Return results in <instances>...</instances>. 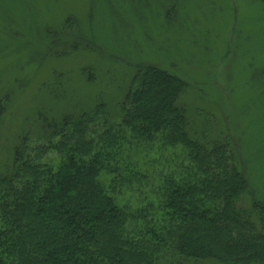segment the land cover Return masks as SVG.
<instances>
[{
    "label": "trees",
    "instance_id": "obj_1",
    "mask_svg": "<svg viewBox=\"0 0 264 264\" xmlns=\"http://www.w3.org/2000/svg\"><path fill=\"white\" fill-rule=\"evenodd\" d=\"M125 82L13 139L0 98V264H264V206L189 84L152 65Z\"/></svg>",
    "mask_w": 264,
    "mask_h": 264
},
{
    "label": "rangeland",
    "instance_id": "obj_2",
    "mask_svg": "<svg viewBox=\"0 0 264 264\" xmlns=\"http://www.w3.org/2000/svg\"><path fill=\"white\" fill-rule=\"evenodd\" d=\"M151 65L189 84L185 102L234 145L251 199L264 206V0H0L4 137L42 109L114 101L133 66Z\"/></svg>",
    "mask_w": 264,
    "mask_h": 264
}]
</instances>
